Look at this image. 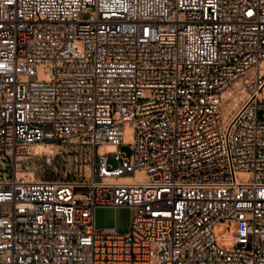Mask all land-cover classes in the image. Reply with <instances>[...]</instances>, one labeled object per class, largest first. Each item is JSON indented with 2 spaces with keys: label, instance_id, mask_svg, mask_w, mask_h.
<instances>
[{
  "label": "built area",
  "instance_id": "1",
  "mask_svg": "<svg viewBox=\"0 0 264 264\" xmlns=\"http://www.w3.org/2000/svg\"><path fill=\"white\" fill-rule=\"evenodd\" d=\"M262 90L264 0H0V148L95 151L88 181H0V264H264Z\"/></svg>",
  "mask_w": 264,
  "mask_h": 264
},
{
  "label": "rangeland",
  "instance_id": "2",
  "mask_svg": "<svg viewBox=\"0 0 264 264\" xmlns=\"http://www.w3.org/2000/svg\"><path fill=\"white\" fill-rule=\"evenodd\" d=\"M83 16V15H82ZM38 78L44 79V66L38 68ZM259 100L264 101V90L259 94ZM133 140V129L127 127L124 131L123 144L119 147L110 144H101L96 148L97 154L112 153L120 149L128 157H131ZM92 146H84L76 141L67 143L63 148L55 149L53 163H45V155L17 156L16 165L13 162V152L10 148H0V181L8 180L12 177L14 166L18 172H25L33 169L35 177L38 179L52 178L55 176L69 178L76 182L88 181L92 175V158L94 154ZM25 161V165L22 164ZM111 162H113L111 160ZM237 177L243 181L253 178L252 171H239ZM123 182H143L147 179L145 170L136 169L131 174L112 178ZM132 209L124 205L99 206L95 209V226L97 229L112 228L116 232H125L131 222ZM235 227H229L226 223L216 233L219 237L228 235L229 231Z\"/></svg>",
  "mask_w": 264,
  "mask_h": 264
},
{
  "label": "bare ground",
  "instance_id": "3",
  "mask_svg": "<svg viewBox=\"0 0 264 264\" xmlns=\"http://www.w3.org/2000/svg\"><path fill=\"white\" fill-rule=\"evenodd\" d=\"M243 93L241 94H234L232 95V99H231V102L229 104V108L230 109H234V110H238V108L240 107L239 105V101L243 99ZM50 146H46V145H43V144H39V145H36L35 147V151L38 152L40 149L42 148H49ZM18 174H23V175H28V176H31L32 175V172L31 170H28V171H25V172H18Z\"/></svg>",
  "mask_w": 264,
  "mask_h": 264
}]
</instances>
